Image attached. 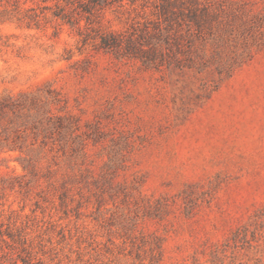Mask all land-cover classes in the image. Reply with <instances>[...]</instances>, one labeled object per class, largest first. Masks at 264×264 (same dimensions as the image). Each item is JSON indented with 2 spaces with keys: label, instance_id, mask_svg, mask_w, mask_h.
Returning <instances> with one entry per match:
<instances>
[{
  "label": "rangeland",
  "instance_id": "rangeland-1",
  "mask_svg": "<svg viewBox=\"0 0 264 264\" xmlns=\"http://www.w3.org/2000/svg\"><path fill=\"white\" fill-rule=\"evenodd\" d=\"M72 1L20 0L37 27L0 17V256L264 264V0H199L220 14L198 56L150 58L91 38L163 27L160 0L87 29L52 16Z\"/></svg>",
  "mask_w": 264,
  "mask_h": 264
},
{
  "label": "trees",
  "instance_id": "trees-1",
  "mask_svg": "<svg viewBox=\"0 0 264 264\" xmlns=\"http://www.w3.org/2000/svg\"><path fill=\"white\" fill-rule=\"evenodd\" d=\"M124 1L132 5L136 0H74L68 3L72 6L69 10L56 6L52 16L74 26L80 21L77 17L79 13L75 11L81 9L86 14L84 20L85 29H87L93 23L94 11L105 5H122ZM19 2L20 0H0V17H5L6 20L15 18L27 25L39 26L43 19L42 12H36L33 8L21 10ZM157 7L160 22L165 23L163 27L159 23L153 31L143 29L139 34L130 32L126 35L96 30L95 38L91 39H98L97 48L115 56H144L146 58L198 56L191 55L190 42L200 33L211 28L212 23L220 14L218 8L210 3L199 2V0H160ZM77 30L79 35H82L81 29ZM86 37L84 40H87ZM19 262L33 264L25 249H21L15 259H5L4 256H0V264H18Z\"/></svg>",
  "mask_w": 264,
  "mask_h": 264
}]
</instances>
